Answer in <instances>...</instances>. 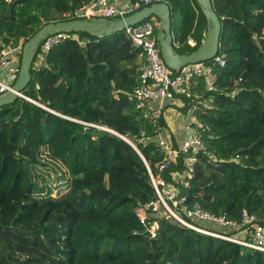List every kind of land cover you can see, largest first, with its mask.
Listing matches in <instances>:
<instances>
[{"label":"trees","instance_id":"16d2710c","mask_svg":"<svg viewBox=\"0 0 264 264\" xmlns=\"http://www.w3.org/2000/svg\"><path fill=\"white\" fill-rule=\"evenodd\" d=\"M88 1L0 0V50L20 40L25 45ZM211 2L225 65L214 70L215 90L198 80L179 108L197 105V119L209 128L180 196L189 208L235 223L239 228L220 232L247 242L243 210L264 227V0ZM157 3L170 8L174 51L197 50L206 37L197 2ZM66 34L42 62L35 57L22 91L27 99L0 108V264H264L263 252L164 216L156 238L147 237L135 215L156 199L144 160L156 174L163 154L153 140L158 126L128 99L138 85L139 51L125 31ZM159 126L165 127L163 117ZM182 159L164 171L169 183Z\"/></svg>","mask_w":264,"mask_h":264},{"label":"built area","instance_id":"2783aa9c","mask_svg":"<svg viewBox=\"0 0 264 264\" xmlns=\"http://www.w3.org/2000/svg\"><path fill=\"white\" fill-rule=\"evenodd\" d=\"M7 1V0H5ZM159 0H89L78 9L63 15L62 21L71 20H124L145 7H149ZM159 21L156 17L144 20L134 26H128L123 31L131 41L132 46L139 51V78L138 85L133 94L128 96L129 101L136 103V108L142 113V117L154 126H158L156 137L153 139L156 147L163 154L161 162L157 165V172L153 174L147 162L144 160L148 175L155 191L156 199L138 207L135 210L136 218L144 227L149 239H155L159 229L158 219L164 216L175 223L194 230L198 233L233 241L245 248L264 253V227L260 226L254 216L247 214L245 210L241 215V226L249 230L251 238L242 241L227 237L219 229H237L235 223L225 220L223 217H215L203 211L198 206L189 208L185 204V198L180 196V189L187 188L194 178L195 166L198 161V153L205 150V140L202 131H208L207 125L199 122L196 112L199 107L191 105L186 109L187 116L179 117L186 132V136L180 140L178 146L172 143L171 135L165 127L159 126L161 118L165 120V104L170 102L179 108H185L183 99H191L198 88V80L204 83L206 91L215 90L217 76L214 70L225 65L222 56H215L211 63L198 62L182 66L173 71L163 62L155 31ZM66 33L51 34L45 37L39 45L36 57L40 62L50 48L68 38ZM186 43L194 48L196 41L188 37ZM24 41L20 40L16 46L3 45L0 50V96L12 91L19 73V60L22 57ZM211 61V60H210ZM23 99H27L20 94ZM207 105V100L201 102ZM184 113V114H186ZM166 121V120H165ZM110 133L114 132L107 130ZM124 139V138H123ZM135 151L136 146L128 139H124ZM148 139L141 132L140 141ZM182 155V170L171 175V183L163 177L164 171L172 165H176L178 156ZM238 160V157H236ZM211 224L216 226L209 228ZM243 236V235H241Z\"/></svg>","mask_w":264,"mask_h":264},{"label":"water","instance_id":"95a60500","mask_svg":"<svg viewBox=\"0 0 264 264\" xmlns=\"http://www.w3.org/2000/svg\"><path fill=\"white\" fill-rule=\"evenodd\" d=\"M206 20V37L203 44L194 52L187 55H179L173 49V36L171 33L170 8L164 3H153L136 12L132 16L121 20H71L57 21L46 24L36 32L25 44L18 78L12 86V91L0 96V108L12 104L21 97L22 91L30 82V69L37 55L42 40L51 34L82 32L93 37L110 35L111 33L123 31L128 26H134L156 17L159 21L156 38L160 56L164 64L170 70H177L182 66L198 62H207L216 55L219 47L221 24L213 9L211 0H195Z\"/></svg>","mask_w":264,"mask_h":264},{"label":"crops","instance_id":"0c3cea01","mask_svg":"<svg viewBox=\"0 0 264 264\" xmlns=\"http://www.w3.org/2000/svg\"><path fill=\"white\" fill-rule=\"evenodd\" d=\"M170 106H175L177 108V112L172 109ZM174 108V107H173ZM186 110L181 111L179 107H177L174 104H170V102L165 104V109H164V115H165V128L167 131L170 133L171 137L173 140L177 142V144L180 143V140L183 139L186 136V132L184 128L182 127L183 122L179 118L181 115L187 116L188 112L186 114ZM224 229H219L218 231H223ZM240 235V234H238Z\"/></svg>","mask_w":264,"mask_h":264},{"label":"rangeland","instance_id":"374dc122","mask_svg":"<svg viewBox=\"0 0 264 264\" xmlns=\"http://www.w3.org/2000/svg\"><path fill=\"white\" fill-rule=\"evenodd\" d=\"M263 80V79H262ZM262 80H259L258 81V86L259 87H261V86H263V81ZM170 107H172V109H174L176 112H177V108L175 107V106H170ZM174 107V108H173ZM205 225H208L209 226V228H214V227H216V226H213V225H211V224H205Z\"/></svg>","mask_w":264,"mask_h":264}]
</instances>
